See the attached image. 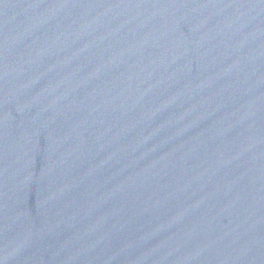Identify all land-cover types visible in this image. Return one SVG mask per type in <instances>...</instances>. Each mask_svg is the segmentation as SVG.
Wrapping results in <instances>:
<instances>
[{"label":"water","instance_id":"obj_1","mask_svg":"<svg viewBox=\"0 0 264 264\" xmlns=\"http://www.w3.org/2000/svg\"><path fill=\"white\" fill-rule=\"evenodd\" d=\"M0 264H264L243 0H0Z\"/></svg>","mask_w":264,"mask_h":264}]
</instances>
